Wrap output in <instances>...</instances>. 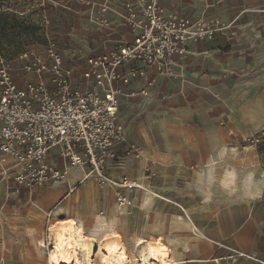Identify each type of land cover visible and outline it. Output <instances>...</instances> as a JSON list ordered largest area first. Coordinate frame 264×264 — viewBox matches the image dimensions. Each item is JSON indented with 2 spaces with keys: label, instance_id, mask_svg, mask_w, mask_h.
Returning a JSON list of instances; mask_svg holds the SVG:
<instances>
[{
  "label": "crops",
  "instance_id": "1",
  "mask_svg": "<svg viewBox=\"0 0 264 264\" xmlns=\"http://www.w3.org/2000/svg\"><path fill=\"white\" fill-rule=\"evenodd\" d=\"M46 1L54 17L65 14L74 33L94 43L96 52L87 59L132 42L122 17L126 3L140 0ZM159 1L168 12L191 20L220 18L224 26L211 41L188 43L177 79L158 78L146 96L138 94V82L120 96L119 122L144 158L121 167L124 151L118 146L119 158L109 162L107 172L117 181L139 180L145 163L154 160L153 194L137 190L131 194L133 205L120 209L117 188L101 189L81 169H70L64 181L18 192L0 182V264H52L50 228L64 215L72 216L87 238L98 243L116 235L124 248L121 237L129 221L122 211L133 208L136 221L147 222L143 236L162 241L175 264H258L256 259H264V151L241 148L264 130V0ZM103 5L109 6L107 27L94 19L93 9ZM17 71L20 82L24 75ZM50 162L63 169L57 152ZM62 198L60 210L51 214L54 224H36ZM85 202L104 210L103 217L95 214L94 221L81 222ZM93 258L99 261V245Z\"/></svg>",
  "mask_w": 264,
  "mask_h": 264
},
{
  "label": "built area",
  "instance_id": "2",
  "mask_svg": "<svg viewBox=\"0 0 264 264\" xmlns=\"http://www.w3.org/2000/svg\"><path fill=\"white\" fill-rule=\"evenodd\" d=\"M108 11V5L93 9L99 25H110ZM122 18L132 42L89 57L85 86L71 79L53 38L41 49H25L15 61L0 57V182L9 191L64 181L70 169H81L88 170L85 179L92 177L101 189L117 188L120 209L133 205L131 194L143 189L141 183L128 177L117 181L107 172L109 162L119 158L118 146L136 161L144 158L140 148L127 141L119 122L120 96L138 82V94L146 96L158 78L177 79L176 67L188 43L213 40L224 23L220 18L187 19L166 11L159 0L126 3ZM16 67L26 79L17 80ZM262 142L264 130L246 139L249 146ZM54 152L63 160V169L50 162ZM156 166V161H147L152 177ZM256 262L264 264V259Z\"/></svg>",
  "mask_w": 264,
  "mask_h": 264
},
{
  "label": "rangeland",
  "instance_id": "3",
  "mask_svg": "<svg viewBox=\"0 0 264 264\" xmlns=\"http://www.w3.org/2000/svg\"><path fill=\"white\" fill-rule=\"evenodd\" d=\"M2 8L3 10L10 12L11 14L17 15L20 21L25 22L27 26L33 27L34 33L31 34L27 38L28 42L24 44L23 43L18 44L19 48L28 49V48L36 47L38 49H41L49 38L55 39L59 43L62 50H65L66 52L63 59H64V66L69 76L74 82H80L82 83V85L85 86V82L83 81V70L85 69V63H86L85 61L89 55L96 52L95 51L96 48L94 47V43L92 41L87 40V42H85L83 41L80 34L74 33V31L72 30L74 23L70 19L66 18L65 14L57 13V15H55L54 17L50 13L51 6L47 3L46 0H3ZM46 21H50L49 25L46 24ZM56 26L57 27L59 26V27L56 29ZM19 31H20L19 28L15 30L16 33H20ZM68 31H70V33L73 32L74 34L66 35ZM4 49L5 50L0 53L1 58H9V59L12 57L15 58V55L17 53L14 56H13V53L18 52L17 47H15L14 49H10L11 50L10 52L7 50L8 47L4 46ZM26 77L27 76H23V77L19 76V79L24 80L26 79ZM124 132H125V128H124ZM126 139L128 141L127 134H126ZM135 145L138 148H140V151H142L140 146H138L137 144ZM245 145H246V148H250V147L257 148L260 153L264 151V142L258 145L249 146L246 144V140H245L241 148L244 149L243 146ZM121 146L123 148L122 151H124V146L123 145ZM132 160H134V158L128 157L124 152L122 153V156L119 162L121 163V167L122 166L127 167L128 163L126 164V162L128 161L131 162ZM142 160H139V161H142ZM139 161H136V162L139 163ZM146 167H147V162L145 163L143 167L144 169L143 175L142 177L138 178L139 179L138 182L141 183V185L143 186V189L141 190L144 193L153 194L151 190L150 182L151 180H154L157 178L158 169H156V175L152 177L150 173L146 171L147 169ZM126 174L132 175V174H137V172L134 173V172H131V170L130 171L127 170ZM78 189L80 188L78 187ZM64 199L65 198H62L58 202L53 204L52 207L47 211L46 217L43 218L41 222H37L36 224H54V221L57 219L51 218V214L53 213L54 210L59 209L60 207L59 205H62L64 203L63 201ZM83 200L84 199H81V201ZM82 210H83V213L81 217V222L94 221L95 214H98L100 217H103V213H104V210L97 211L96 209H94L93 206L90 207V205H88L87 203L84 209ZM122 212H124L125 219H128L129 221L127 225L128 233L124 236L121 235L122 236L121 238L123 239V243L125 244L126 247L125 246L124 248L122 247L121 241L120 239H118L116 235H112V236H114L115 239L119 241V244H120L119 249L125 254L127 258L126 260L127 264H142L143 262L135 254L136 244H137L139 237L146 238L147 241L155 245L158 243H161L163 247L165 248V250L169 252V255H171V250L162 241L159 240V241L153 242L157 238H152V236H143L142 234L143 232L145 233V235H147L146 234L147 222L138 223L136 221V219L138 218L136 216L135 208L123 210ZM64 216L66 217H64L65 219H63V221H59L55 223L65 222V221L71 220L72 218V216L71 217L70 216L67 217L68 215H64ZM54 225L50 228L51 232H52ZM138 230L139 232L143 231L141 232V235L137 234ZM51 232H50V235H51ZM51 246H52V242H50V252H49L51 263H52L55 254H52L53 248ZM171 257L173 259V255H171ZM99 258L97 259V261L99 260L97 263L94 260V258H92L94 264L95 263L96 264H109L111 262L110 261L111 254L108 251L106 252L100 249V247H99ZM150 263L151 264H162L159 257L151 258Z\"/></svg>",
  "mask_w": 264,
  "mask_h": 264
},
{
  "label": "bare ground",
  "instance_id": "4",
  "mask_svg": "<svg viewBox=\"0 0 264 264\" xmlns=\"http://www.w3.org/2000/svg\"><path fill=\"white\" fill-rule=\"evenodd\" d=\"M75 222L74 219L61 222L50 231L52 254H55L52 264H94L92 258L97 245L111 254L109 264H127V258L114 236H106L97 243L87 238ZM135 254L143 261L142 264H151L153 257H159L162 264H175L161 243L155 245L143 238L137 241Z\"/></svg>",
  "mask_w": 264,
  "mask_h": 264
},
{
  "label": "trees",
  "instance_id": "5",
  "mask_svg": "<svg viewBox=\"0 0 264 264\" xmlns=\"http://www.w3.org/2000/svg\"><path fill=\"white\" fill-rule=\"evenodd\" d=\"M2 1L0 0V53L4 51V46L8 47V51L10 49H14L17 47L18 52H14L13 56L15 58H4L7 61H15V59L23 52L25 49H21L18 47V44L28 42L27 38L33 34V27L27 26L25 22L20 21L17 15L11 14L3 10ZM19 28L20 33H16L15 30Z\"/></svg>",
  "mask_w": 264,
  "mask_h": 264
}]
</instances>
